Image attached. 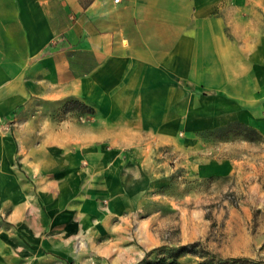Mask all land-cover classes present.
<instances>
[{"label":"crops","instance_id":"obj_1","mask_svg":"<svg viewBox=\"0 0 264 264\" xmlns=\"http://www.w3.org/2000/svg\"><path fill=\"white\" fill-rule=\"evenodd\" d=\"M234 121L264 136V0H0V264H111L158 148Z\"/></svg>","mask_w":264,"mask_h":264},{"label":"rangeland","instance_id":"obj_2","mask_svg":"<svg viewBox=\"0 0 264 264\" xmlns=\"http://www.w3.org/2000/svg\"><path fill=\"white\" fill-rule=\"evenodd\" d=\"M66 107L68 117L90 114L72 102ZM64 113L49 116L55 121ZM37 115L33 142L40 135ZM199 138L183 151L158 148V175L150 178L139 206L110 218L100 242L110 251L109 263L264 264V136L249 140L232 130L222 138L205 130ZM211 159H230L234 170L202 176L190 168L191 160Z\"/></svg>","mask_w":264,"mask_h":264},{"label":"trees","instance_id":"obj_3","mask_svg":"<svg viewBox=\"0 0 264 264\" xmlns=\"http://www.w3.org/2000/svg\"><path fill=\"white\" fill-rule=\"evenodd\" d=\"M67 102H72L75 106L82 109H87L88 112L93 113V110L90 107L79 100L70 99ZM65 108L66 110H69L68 107ZM232 130L234 131V135H242L249 140H263V135L255 127L239 121L229 122L225 125L210 129L209 131L214 132L219 137L226 138V135L229 134V132H231Z\"/></svg>","mask_w":264,"mask_h":264}]
</instances>
